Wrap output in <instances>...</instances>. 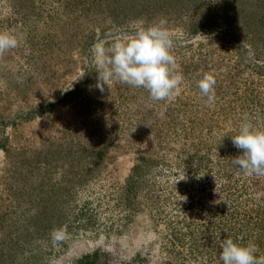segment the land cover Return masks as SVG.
Returning <instances> with one entry per match:
<instances>
[{
  "label": "rangeland",
  "instance_id": "rangeland-1",
  "mask_svg": "<svg viewBox=\"0 0 264 264\" xmlns=\"http://www.w3.org/2000/svg\"><path fill=\"white\" fill-rule=\"evenodd\" d=\"M160 18L180 94L100 92L93 45ZM0 30L24 37L0 58V264H222L228 235L264 256V177L229 162L243 116L264 126V0H0Z\"/></svg>",
  "mask_w": 264,
  "mask_h": 264
},
{
  "label": "clouds",
  "instance_id": "clouds-1",
  "mask_svg": "<svg viewBox=\"0 0 264 264\" xmlns=\"http://www.w3.org/2000/svg\"><path fill=\"white\" fill-rule=\"evenodd\" d=\"M23 39L22 34L0 30V58L19 47ZM173 49L174 38L164 18L148 26L138 22L134 30L114 36L110 43L100 40L91 49L98 74L95 87L104 92L113 83L127 84L146 90L150 101L172 102L184 81ZM198 75L197 87L205 98V106L210 107L216 100L215 76L211 72ZM231 139L242 154L231 158L230 164L244 176L264 177V126L245 114ZM185 179L184 174L180 180ZM50 236L53 245H59L67 239L66 228H54ZM219 247L222 264H264V256H257L258 246L251 241L245 244L228 235Z\"/></svg>",
  "mask_w": 264,
  "mask_h": 264
}]
</instances>
